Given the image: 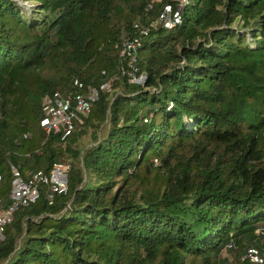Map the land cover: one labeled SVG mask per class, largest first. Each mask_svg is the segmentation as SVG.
<instances>
[{
  "label": "trees",
  "instance_id": "1",
  "mask_svg": "<svg viewBox=\"0 0 264 264\" xmlns=\"http://www.w3.org/2000/svg\"><path fill=\"white\" fill-rule=\"evenodd\" d=\"M158 8L0 0V200L11 165L24 178L69 167L66 192L50 202L42 183L15 212L0 264H228L223 248L230 264H259L242 257L264 252V0H195L180 25L150 27L135 64L144 80L129 82L122 38ZM75 77L118 91L99 89L67 136L46 133L43 96Z\"/></svg>",
  "mask_w": 264,
  "mask_h": 264
},
{
  "label": "built area",
  "instance_id": "2",
  "mask_svg": "<svg viewBox=\"0 0 264 264\" xmlns=\"http://www.w3.org/2000/svg\"><path fill=\"white\" fill-rule=\"evenodd\" d=\"M190 0H152L159 4V8L148 24L134 21L132 33L122 38L119 56L122 57L129 70L127 71L128 81L140 83L144 80V75L136 74V58L142 45L143 37L148 35L150 27H162L173 29L183 21V13ZM151 8V4L149 5ZM104 73V71H103ZM124 73V70H122ZM109 88V81H103L99 89L104 91ZM99 89L95 86L85 85L79 78H72L70 88L66 90H56L50 94H45L41 103V118L39 127L46 133H59L62 137L70 134L73 129L83 123L92 108L93 102L98 98ZM145 121L147 119H144ZM29 133H24L23 137H29ZM68 164L65 161L57 162L48 173L38 170L23 177L19 169L11 165V189L8 202L0 200V240L4 238V232L8 224L12 221L15 212L22 206L33 203L39 196V188L42 183L48 184L51 192L48 194L51 202L53 192H66ZM3 175L0 173V184ZM256 232H260L257 229ZM253 263H263L264 252L257 247L249 246L245 255Z\"/></svg>",
  "mask_w": 264,
  "mask_h": 264
},
{
  "label": "rangeland",
  "instance_id": "3",
  "mask_svg": "<svg viewBox=\"0 0 264 264\" xmlns=\"http://www.w3.org/2000/svg\"><path fill=\"white\" fill-rule=\"evenodd\" d=\"M18 1L20 2L21 0H18ZM194 1L195 0H190L189 4L193 3ZM22 4H25V3H22ZM114 91H118V89L114 88L113 83H111L109 81V88L107 90H104V92H108L110 95H113ZM81 144H84V145H87V146L88 145H92V144H95V140H92V138L90 136L84 135L82 137V139H81ZM181 153L186 154V155L189 154V145H185L184 147H182L181 148ZM151 160L153 161V163H155L154 158H151ZM152 174H154V172H152L150 176H152ZM218 257L219 258L226 257L227 260H228V264H230L234 260V253L226 250L225 248H223V249H221ZM214 258H212V259H214ZM186 262L188 264H201V260L200 259H196V258H192V257H188L186 259Z\"/></svg>",
  "mask_w": 264,
  "mask_h": 264
}]
</instances>
